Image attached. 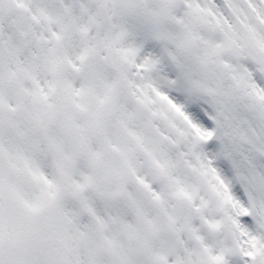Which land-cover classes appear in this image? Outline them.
I'll return each instance as SVG.
<instances>
[{
	"label": "snow or ice",
	"instance_id": "1",
	"mask_svg": "<svg viewBox=\"0 0 264 264\" xmlns=\"http://www.w3.org/2000/svg\"><path fill=\"white\" fill-rule=\"evenodd\" d=\"M0 264H264V0H0Z\"/></svg>",
	"mask_w": 264,
	"mask_h": 264
}]
</instances>
